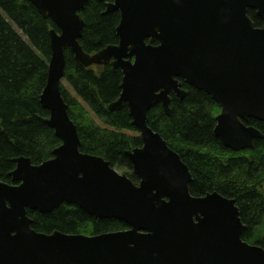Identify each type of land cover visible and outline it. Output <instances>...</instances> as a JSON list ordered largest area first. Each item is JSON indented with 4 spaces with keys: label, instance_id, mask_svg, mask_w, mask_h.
Masks as SVG:
<instances>
[{
    "label": "water",
    "instance_id": "obj_1",
    "mask_svg": "<svg viewBox=\"0 0 264 264\" xmlns=\"http://www.w3.org/2000/svg\"><path fill=\"white\" fill-rule=\"evenodd\" d=\"M28 1L57 27L40 102L62 143L40 165L16 158L14 184L0 180V264H264V249L242 239L246 226L235 199L193 196L188 165L148 116L161 105L171 117V95L187 96L181 78L219 105L214 132L225 148L254 149L264 137L248 125L264 123V0H97L106 2L105 14L119 12L121 19L118 44L95 54L80 44L86 25L80 12L90 0ZM66 48L85 68L121 69L122 92L109 111L127 106L140 132L143 145L126 152L138 184L105 158L80 151L61 90ZM65 203L129 229L93 236L33 229L28 210L52 213Z\"/></svg>",
    "mask_w": 264,
    "mask_h": 264
},
{
    "label": "trees",
    "instance_id": "obj_2",
    "mask_svg": "<svg viewBox=\"0 0 264 264\" xmlns=\"http://www.w3.org/2000/svg\"><path fill=\"white\" fill-rule=\"evenodd\" d=\"M112 1V0H107ZM106 3L90 0L80 12L86 22L80 44L94 54L108 45H116L120 13L105 14ZM257 27L263 21L256 11H248ZM28 0H0V180L13 183L10 173L15 159L28 157L39 165L53 157L61 140L50 128L40 97L47 84L52 55L50 32L56 29ZM21 32H19V31ZM61 90L69 114L77 126L83 153L105 158L135 183L139 178L126 152L143 144L133 126L128 107L109 111L119 99L123 74L111 65L85 68L78 64L69 48ZM183 83L185 99L172 94L171 117L161 105L149 112V126L159 132L188 165L195 197L217 192L235 199L246 238L260 243L253 226L264 225V137L252 150L233 152L215 135L216 117L221 109L204 91ZM248 124L264 135V123L250 119ZM32 227L39 233L98 235L122 231L127 224L118 219H97L77 205L63 204L52 213L28 210Z\"/></svg>",
    "mask_w": 264,
    "mask_h": 264
},
{
    "label": "flooded vegetation",
    "instance_id": "obj_3",
    "mask_svg": "<svg viewBox=\"0 0 264 264\" xmlns=\"http://www.w3.org/2000/svg\"><path fill=\"white\" fill-rule=\"evenodd\" d=\"M114 0H112L111 2H113ZM246 228L243 231L242 234V239L243 241H245L246 243H248L249 245L252 246H259L264 248V246L260 245L259 243H257L256 241L253 240V237L250 238H246L244 235V232L248 229V226L245 225ZM129 228H127L126 230H128ZM258 235L260 237V243H264V225H255V227L253 226V235Z\"/></svg>",
    "mask_w": 264,
    "mask_h": 264
},
{
    "label": "rangeland",
    "instance_id": "obj_4",
    "mask_svg": "<svg viewBox=\"0 0 264 264\" xmlns=\"http://www.w3.org/2000/svg\"><path fill=\"white\" fill-rule=\"evenodd\" d=\"M19 31V30H18ZM19 32H21V31H19ZM64 84L66 85V87L71 91V88L69 87V86H67V84L64 82ZM120 173H124L122 170H120V169H117Z\"/></svg>",
    "mask_w": 264,
    "mask_h": 264
}]
</instances>
